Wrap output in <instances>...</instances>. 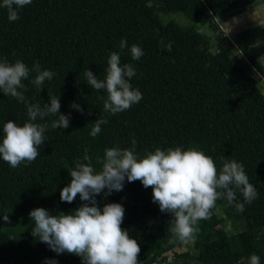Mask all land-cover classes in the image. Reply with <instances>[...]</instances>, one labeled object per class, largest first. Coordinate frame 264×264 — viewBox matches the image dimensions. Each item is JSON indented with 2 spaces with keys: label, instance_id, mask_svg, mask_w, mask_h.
Listing matches in <instances>:
<instances>
[{
  "label": "trees",
  "instance_id": "obj_1",
  "mask_svg": "<svg viewBox=\"0 0 264 264\" xmlns=\"http://www.w3.org/2000/svg\"><path fill=\"white\" fill-rule=\"evenodd\" d=\"M256 1L32 0L17 9L20 18L14 22L0 7V61L19 60L30 69L18 89L23 102L0 92V143L4 124L30 122L28 106L38 104L43 110L45 104L50 106L49 95L60 98V114L70 117L67 129L51 127L58 114L35 121L48 127L38 148L40 155L31 164L12 168L0 157V264H46L48 260L83 264L80 257L57 254L33 237L29 213L43 208L53 215L71 214L78 209L84 203L79 194L71 204L60 199L71 183L69 170L82 162L99 173L105 150L114 147L134 148L138 158L157 148H195L212 157L218 170L225 158L235 160L257 192L250 204L239 190L232 204L218 199L210 218L198 222L194 239L181 241L169 231L173 216L153 203L151 187L125 179L122 191L108 195L105 189L96 197L97 204L101 209L110 203L124 207L121 227L137 240L139 262L248 264L256 254L264 264V93L256 79L264 75L259 60L264 40L239 54L214 47L225 39L219 34L217 18H235ZM172 14H181L190 23ZM199 27L211 32L203 33ZM122 40L127 42L123 49ZM132 45L144 53L139 60L131 56ZM112 52L120 55L121 66L130 64L135 69L129 83L142 94L139 103L114 115L103 108L106 89H92L84 75L88 69L98 80H105ZM36 63L41 70L55 73L40 88L32 83ZM98 119L107 123L92 137ZM236 202L244 203L243 212L237 211ZM222 206L225 218L216 213ZM4 215L10 223H4ZM227 219L233 224L243 221L246 230H227ZM220 226L224 232L217 233ZM188 243L191 249L174 253Z\"/></svg>",
  "mask_w": 264,
  "mask_h": 264
},
{
  "label": "clouds",
  "instance_id": "obj_2",
  "mask_svg": "<svg viewBox=\"0 0 264 264\" xmlns=\"http://www.w3.org/2000/svg\"><path fill=\"white\" fill-rule=\"evenodd\" d=\"M32 3V0H3L0 7L8 10L10 22L20 17L17 9ZM259 42V41H258ZM120 47H127L122 40ZM171 51V45L167 46ZM131 56L139 60L143 51L132 45ZM106 79L101 81L92 71L86 70L84 75L87 84L94 90L106 89L107 99L103 108L106 112L117 114L128 110L142 99L141 92L133 90L130 79L136 75L130 64L121 66L120 55L112 52L108 58ZM31 71L37 73L32 81L40 88L46 80H51L55 73L41 70L38 63ZM30 69L22 61L9 64L0 61V92L6 96L25 100L18 91L23 87L22 80L29 78ZM50 106L45 104L42 110L38 104L30 105L27 115L30 122L17 126L13 121L4 124L3 139L0 143V157L12 168L21 163L31 164L40 155L38 148L44 143V133L48 125L35 121L47 115H57L58 119L51 124L53 129H67L70 117L60 114V98L49 95ZM79 108V105H73ZM106 120L98 119L90 131L92 137L101 132V125ZM135 145V140L132 141ZM84 156V160H88ZM102 170L96 173L91 164L76 162L70 171L71 183L60 193L62 202L71 204L79 194L84 203L71 214H50L43 208L29 213L34 223L33 237L47 244L57 254L69 253L81 258L83 264H139L141 251L137 240L130 238L122 229L125 209L119 203L105 204L101 209L96 197L105 189L110 195L113 191L123 190L125 179L128 182L140 181L145 188H152L153 203L159 205L162 213H170L173 219L169 223V231L179 240L194 239L198 232L200 220L209 219L211 209L218 199L226 198L229 204L236 201V190H239L246 203L257 198V192L242 164L227 158L220 170L212 157L195 148L183 150L182 147L168 148L166 151L157 148L138 158L133 149L121 150L119 147L105 150L101 161ZM91 205V206H90ZM238 212L244 211V203H235ZM4 223H10L9 216H3ZM46 264H57L48 260ZM240 264H243L241 261ZM248 264H260V258L252 254Z\"/></svg>",
  "mask_w": 264,
  "mask_h": 264
},
{
  "label": "rangeland",
  "instance_id": "obj_3",
  "mask_svg": "<svg viewBox=\"0 0 264 264\" xmlns=\"http://www.w3.org/2000/svg\"><path fill=\"white\" fill-rule=\"evenodd\" d=\"M175 18H184L185 21L190 23L183 15H174ZM180 19L181 23L185 22ZM217 23L221 28L219 34L225 38L223 41H216L214 43L215 49L221 50L223 48H228L233 54H239L246 46L255 45L264 40V0H257L253 7L247 8L244 12L235 17L228 18L227 16L223 18H217ZM199 30L203 33H210L207 27H199ZM259 41V42H258ZM264 65V55L259 59ZM258 86L264 93V75H256ZM225 207H229L224 205ZM217 215L220 218H225L222 208L217 209ZM227 230H231L234 233H239L246 230L247 226L243 221L237 222L235 224L231 223L230 220L226 221ZM217 233L224 232V229L220 226L216 228ZM193 246L191 243L183 246L182 248L176 249L174 253H181L191 249Z\"/></svg>",
  "mask_w": 264,
  "mask_h": 264
},
{
  "label": "built area",
  "instance_id": "obj_4",
  "mask_svg": "<svg viewBox=\"0 0 264 264\" xmlns=\"http://www.w3.org/2000/svg\"><path fill=\"white\" fill-rule=\"evenodd\" d=\"M139 264H145V262L141 261V262H139ZM154 264H156V263H154Z\"/></svg>",
  "mask_w": 264,
  "mask_h": 264
}]
</instances>
